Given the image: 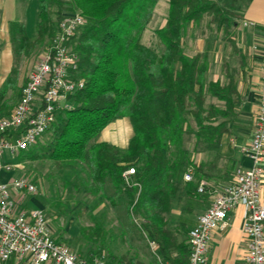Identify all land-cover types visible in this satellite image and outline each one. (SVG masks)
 I'll return each instance as SVG.
<instances>
[{
	"label": "trees",
	"instance_id": "obj_1",
	"mask_svg": "<svg viewBox=\"0 0 264 264\" xmlns=\"http://www.w3.org/2000/svg\"><path fill=\"white\" fill-rule=\"evenodd\" d=\"M68 1L38 0L36 39L29 41L20 25L19 41L29 54L37 46L47 50L64 14L78 11L65 13V7L81 9L87 24L74 38L72 47L79 56L85 86L68 95L72 106L59 109L43 135L50 134V139L42 142L41 138L20 151L19 161L50 160L57 169L79 162V171L85 174L80 181L90 177L93 182L91 187L83 184L86 195L105 193L107 182L111 183L114 195L109 200L114 206L124 205L130 219L139 220L147 238L157 244L162 259L169 260L170 251L176 249L181 258L172 262L187 264L189 245L179 240L167 219L185 155L183 138L193 133L198 139L219 142L227 131L225 120L220 118L228 113L206 107V94L229 104L234 89L219 82L207 83L205 54L188 56L183 39L190 24H199L205 17L223 37L229 36L238 18L235 0H169L166 21L155 30L162 51L143 41L160 0ZM16 27L18 23H13L11 28ZM10 84L8 79L0 89V105ZM124 117L130 118L134 128L127 148L98 141L110 122ZM191 119L196 129L191 127ZM130 168L135 173L131 176L133 182L127 184L124 172ZM199 183H188L187 193L195 194ZM91 239L95 249L88 251V256L107 251L108 264H160L156 258L143 262L128 254L110 252L106 231L99 223Z\"/></svg>",
	"mask_w": 264,
	"mask_h": 264
},
{
	"label": "crops",
	"instance_id": "obj_2",
	"mask_svg": "<svg viewBox=\"0 0 264 264\" xmlns=\"http://www.w3.org/2000/svg\"><path fill=\"white\" fill-rule=\"evenodd\" d=\"M234 3L238 18L235 19L236 22L229 36L223 37L215 25L209 26L205 23L203 27L192 23L183 39V47H186L184 52L188 56H194L197 53L205 54L208 63L205 75L207 83L219 82L222 86L227 88L232 86L234 89L230 106L226 101L210 93L206 94V107L214 106L227 110L228 113L226 118H220V121L225 120L227 131L219 142L198 139L193 133L185 134L183 138L182 149L185 155L175 182L172 207L167 214V219L179 240L186 244L190 229L196 224L197 217L212 204L215 193L210 190L200 193L197 188L195 194H188L187 184L191 181H187L185 175L191 173L193 181L209 183L219 191L233 183L237 169L252 165L243 147L250 144L257 121L261 68L264 62V0H235ZM38 22V0H0V89L8 79H11L3 104L0 105V117L9 114L18 103V94L25 84L28 73L35 68L46 50L37 46L29 54L24 47L20 46L19 26L23 25L29 41H34L37 36ZM13 23H18L16 29L11 28ZM190 125L193 129L197 128L193 119ZM133 135V124L130 118L124 117L110 122L100 132L98 141L125 149L129 146ZM262 166L264 168V161ZM4 175L6 174L0 175L1 180H9L13 177L9 174L11 177L4 179ZM110 184L107 182L105 193L101 191L92 194V197L83 194L85 189L79 185V215L80 208L83 206H86L88 211L91 206L92 216L101 215L100 210L103 212L107 206L106 203L116 207L109 200V197L114 195V188ZM260 192L264 200V173ZM13 197L17 200L20 209H46L41 201L33 197L27 199L25 195L18 193H14ZM97 201L100 203L94 204ZM49 226L57 241L62 243L66 241L70 244V249L74 248L81 257H90L80 238L77 243L67 234L57 233L50 223ZM158 253L161 254L159 249ZM246 253L247 237L243 232L242 207L237 206L230 211L228 224L213 232L208 260L205 264H245ZM133 256L143 262L153 261L156 258L151 249L148 251L139 249ZM169 256L170 261L181 258L180 252L176 249H172ZM0 264H28V259L11 258L5 262L0 261ZM47 264L56 263L50 261ZM114 264L127 263L115 261Z\"/></svg>",
	"mask_w": 264,
	"mask_h": 264
},
{
	"label": "built area",
	"instance_id": "obj_3",
	"mask_svg": "<svg viewBox=\"0 0 264 264\" xmlns=\"http://www.w3.org/2000/svg\"><path fill=\"white\" fill-rule=\"evenodd\" d=\"M86 24L80 11L64 14L52 46L45 50L22 86L18 103L9 114L0 117V175L13 173V156L34 146L49 130L59 109L72 106L68 95L85 86L79 56L72 44ZM243 151L252 165L237 169L233 183L219 191L206 182L198 185L200 193L210 190L215 198L188 233L187 264L206 263L213 232L228 224L229 213L237 206L242 207L243 232L247 237L245 264H264V200L260 192L264 173V62L256 126ZM134 173L133 168L124 172L127 184L133 182ZM185 179L192 181V174L187 173ZM36 191V185L24 177L0 179V261L17 258L28 259V264H108L104 256L81 257L57 241L43 209L19 208L13 194ZM147 240L160 264H174L162 259L157 244Z\"/></svg>",
	"mask_w": 264,
	"mask_h": 264
},
{
	"label": "rangeland",
	"instance_id": "obj_4",
	"mask_svg": "<svg viewBox=\"0 0 264 264\" xmlns=\"http://www.w3.org/2000/svg\"><path fill=\"white\" fill-rule=\"evenodd\" d=\"M66 1L67 3L69 2L68 0ZM168 1L169 0H160L158 2L154 9L153 19L149 23L143 37V41L146 44L156 47L158 51L163 50V45L155 35V30L162 27L166 21L169 8ZM224 4L227 5L225 2ZM73 9L82 12L81 9L75 8L74 6H72L71 9L70 7L68 8V6L65 7L64 12L66 13ZM208 21L209 18H204L198 25L204 27L206 23L210 26ZM185 50L186 47H184V51ZM49 135L50 134H46L42 137L41 141H48L50 139ZM19 156V154L13 156L16 165L13 173L10 174L11 176L13 175V177H24L36 185L37 191L35 193L26 192L24 195L27 199L33 197L42 202L46 208V211L43 210L46 213L48 221L51 226L53 225L57 233L61 235L67 234L77 243H79L80 238L84 242L86 249L92 251L95 249V243L91 238L96 224L99 223L104 227L107 234L108 242L106 247L113 254L120 256L127 253L128 255L131 254L129 256H133L139 249L145 251L150 250L146 234L138 224L139 220L130 219L124 205L112 207L106 203L107 206H105L103 212L100 210L101 215L96 214L97 216H92L90 212L91 206L88 208L89 211L85 208L86 206H83L80 208L79 215V185L83 186V184H85L87 187L93 185L90 177H87L83 183L80 181V179L85 178V174L79 171V162L66 164L61 169H57L55 164L50 160L24 159L19 161ZM8 175L9 174L4 175V179H9V177H11ZM79 176L81 178H79ZM83 194L86 195L85 190ZM92 196L93 195L90 194L89 197ZM98 203H100V201L94 204ZM63 243L71 247L68 242L63 241ZM73 250L74 252L76 251L74 248ZM107 254L106 251L99 254V256H104L107 261H110V259L108 260Z\"/></svg>",
	"mask_w": 264,
	"mask_h": 264
}]
</instances>
